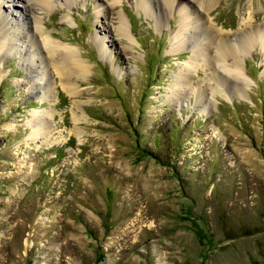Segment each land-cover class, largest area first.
Instances as JSON below:
<instances>
[{
  "label": "rangeland",
  "instance_id": "obj_1",
  "mask_svg": "<svg viewBox=\"0 0 264 264\" xmlns=\"http://www.w3.org/2000/svg\"><path fill=\"white\" fill-rule=\"evenodd\" d=\"M178 1L29 3L37 40L87 65L69 80L42 66L43 46L25 58V1L3 3L26 37L0 50V264H264V47L241 80L213 57L188 69L192 42L171 45L180 7L233 42L264 30V0ZM35 112L47 128L32 138Z\"/></svg>",
  "mask_w": 264,
  "mask_h": 264
},
{
  "label": "bare ground",
  "instance_id": "obj_2",
  "mask_svg": "<svg viewBox=\"0 0 264 264\" xmlns=\"http://www.w3.org/2000/svg\"><path fill=\"white\" fill-rule=\"evenodd\" d=\"M14 1V0H13ZM12 0H0V50L2 52H5L9 50L10 48H13V44L11 43V38L15 37L20 40V38H24V34L20 32V26L17 25V27H12L9 25L11 17L5 13H3V3H8L10 7L13 5ZM25 1V7L27 8V13L25 15V21L23 22V25L25 28H29L30 26L33 27L34 30H31L30 37L28 38L29 45H27V50L24 52L25 58H30L31 62H36V59H38L35 54L41 53V47L46 50L47 55L41 56L43 60L39 61L42 66H51L53 69L58 71L59 74H63L67 79L72 76V74L76 72H86L87 71V65L80 59V57L77 55L76 50L74 48H71L69 46L64 45L63 43L53 40L49 38L48 36H45L41 39V41L37 40L36 34L42 33L41 28L38 26V21L36 17L33 15V5L40 6L42 8L48 7L50 5V0H24ZM145 5L148 6L147 0H142ZM179 2L178 0H176ZM33 5H31V4ZM149 3V2H148ZM160 4V3H159ZM158 4V5H159ZM162 5V4H161ZM160 5V6H161ZM173 5V2L172 4ZM209 5V4H207ZM112 6V5H110ZM167 6V5H166ZM180 4L177 5L179 7ZM207 7V6H206ZM211 7V5H210ZM165 9V8H164ZM209 9V7H207ZM113 8L107 7L106 11L101 13L107 17H109L110 14H113ZM170 12V11H169ZM182 14L181 19V25L179 28V34L175 35L171 39V45L172 49L178 50L183 49L184 46H186V43H191V47L193 49V57L190 63H188V69L197 68L199 66V61L201 60L203 63L209 61V57H213V59L217 62V66L221 68L222 70L228 72L232 76H234L236 79H243V67L241 65L242 58L246 56L249 53V50L251 48V45L254 43H261L264 47V30L263 29H253L250 31H246V33L239 38V40L233 39V42L231 41V37L227 39V37L223 38L221 34H215V41H218L214 47V55H209L208 49L210 50L211 45L213 46L215 41L213 42L214 38V29L211 27V25H206L205 22H203L201 16L194 17L193 19L190 18V13H188V10L185 7H180V11ZM161 13V11H160ZM164 13V12H163ZM163 17V16H162ZM193 17V16H192ZM110 18V17H109ZM163 18L166 19L164 16ZM119 26L116 28V32H118L121 35L128 36V31L126 29L127 25L122 16H118ZM192 21H191V20ZM204 19V18H203ZM202 20V23H201ZM14 28V29H13ZM190 28L196 29H202L205 33H209L207 35L206 42H210L211 45L203 44L204 40L202 42H199L198 39H195L196 33L191 35L187 39L186 31ZM19 31V33H18ZM189 35V34H188ZM198 35V34H197ZM28 36V35H27ZM194 38V39H193ZM211 38V41H210ZM104 42V41H103ZM213 42V43H212ZM205 43V42H204ZM3 54V53H2ZM27 56V57H26ZM231 57L232 58V64L233 68L229 69L224 62V59H227ZM36 64V63H35ZM45 68V67H44ZM66 70V71H65ZM49 72V71H48ZM61 72V73H60ZM187 72V71H186ZM79 76V75H78ZM180 76H182V72H180ZM184 84L188 83L187 74L184 72ZM35 78V76H34ZM38 78V76H37ZM216 80L215 76L213 78ZM40 80V79H38ZM69 80V79H68ZM183 82H178V85L183 84ZM219 86H222L221 81H215L214 87L211 89L212 92L218 93L224 91L223 88L220 89ZM42 87V86H41ZM176 91V90H175ZM198 93V97H202L203 100V91L201 92L200 89L196 90ZM224 93V92H223ZM205 107V106H204ZM206 109V107L204 108ZM31 124L33 125L34 129L32 132L31 137L36 138L41 135V133L46 132V121L43 119L42 114L35 112L32 115Z\"/></svg>",
  "mask_w": 264,
  "mask_h": 264
}]
</instances>
